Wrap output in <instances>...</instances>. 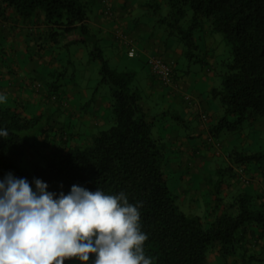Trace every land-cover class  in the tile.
<instances>
[{
    "label": "trees",
    "instance_id": "obj_1",
    "mask_svg": "<svg viewBox=\"0 0 264 264\" xmlns=\"http://www.w3.org/2000/svg\"><path fill=\"white\" fill-rule=\"evenodd\" d=\"M0 3V15L5 19L10 10L26 25L46 27L34 35L38 50L47 44L57 49L69 36L78 34V39L63 45L68 49L71 44H84L91 35L82 0ZM160 4L167 13L159 22L166 25L167 36L176 37L184 46L188 60H197L202 38L197 33L221 34L231 47L232 60L225 65L221 84L210 90L223 110L210 129L211 136L219 138L224 132L264 122V0H162L155 9ZM90 55L100 61V83L111 91L113 126L92 135L88 145L72 144L41 155L35 150L38 140L21 135L30 133L41 115L26 117L18 106L0 105V129L9 133L0 137V180L11 173L35 189L34 181L39 179L57 196L61 192L67 195L72 185L89 191L98 188L106 195L125 193L129 203L141 205V230L148 236L144 250L153 264H209L208 254L214 246L227 259L237 253L246 235L255 244L263 242L264 248V190L260 195L234 196L221 214L182 212L168 187L164 148L152 131L154 119L144 112L140 92L132 88L135 72L112 68L96 43ZM43 145L39 142L38 149ZM36 153V161H32ZM228 157L233 166L218 173L233 178L234 167L247 173L254 166L264 184V147L255 152L232 149Z\"/></svg>",
    "mask_w": 264,
    "mask_h": 264
},
{
    "label": "crops",
    "instance_id": "obj_2",
    "mask_svg": "<svg viewBox=\"0 0 264 264\" xmlns=\"http://www.w3.org/2000/svg\"><path fill=\"white\" fill-rule=\"evenodd\" d=\"M108 1L112 9L111 13H113L111 16L105 13V6L102 0H82L87 7V24L91 30V35L88 39L94 40V43L97 42L96 44L99 46L102 44L105 49L108 48L111 56L115 58L116 61L120 62L124 57L129 59L139 58L140 62H135V65L143 68L146 73L142 79L135 83L136 86L132 84V88L140 92L144 112L149 118L154 119L153 135L160 140L164 148L166 164H172V166L176 168L174 169V173L180 176L178 202L185 204L189 201L193 209L197 208V213H199V215H214L217 213L221 214L229 208L234 198V196L229 195L232 192L237 191L236 195L241 193H257L259 190L258 187L261 183L263 184L260 178L261 176L259 177L258 174L257 176L259 179L256 178L257 182L255 181V183L248 187H245V185H243V187L239 185L238 182H234L236 181V176L233 178L231 177L230 184L218 185L216 188L207 186L208 178L205 173V162H210L213 155H219L218 157H221L220 148H217L213 144V141L215 140L218 142L219 138H212L210 134L211 127L221 117V113L219 112L221 106L220 104L219 106H215L214 103L218 100L213 99L210 95V90L213 87L207 85V82L213 77V70L210 68L212 65L211 58L203 53L201 57L196 58L197 60H189L200 64V71L191 70L189 66L187 69H181L178 65V60L180 56H185L184 46H172L168 42H165L164 38L167 33L166 35L154 34L148 25L141 23L140 21L142 20L134 15L136 13L138 14L140 11L135 9H146V4L141 2L142 4L139 3L137 5V3H135L136 6L133 7V4L129 3L127 0ZM6 15L7 19L3 17L4 24H10L15 28L14 37L16 38L15 46L17 48L15 50L17 51L14 52V48H10V50L12 51V55L14 54L16 56V59H14L10 65L12 68L16 69V73H38L40 76H45V74H49L54 67L60 65L59 63H61L62 56H60L58 50L54 52V48L52 49L54 46L49 47L47 44V47L42 50H38L37 48L38 40L35 39L34 35L38 29L39 31L46 29L44 25L40 24L36 27L26 25L10 10H8ZM119 31L124 32L126 35L125 40H121L118 37L117 33ZM78 38V34L71 35L64 43ZM129 46H134L136 48V55L133 58L127 55ZM85 47L89 48V45L85 44ZM29 52L33 53L28 57V63L22 66L19 58L24 60ZM80 53L81 52H79V54ZM152 56H160L166 62L174 64L173 67L176 70V90L164 87L152 74L147 63ZM7 78L10 80V84L7 87L8 89H12L14 92L16 90H21V85L24 81L21 76H14L9 73ZM139 82L141 86H139ZM205 82L206 84L204 85ZM48 88L47 95L51 96V92H54L53 95H56L55 99L51 97V101L46 99L47 96L44 98L45 101L48 102L50 109L53 107V109L56 108L55 111L57 112L66 111L68 116L77 113L78 108L74 100V96L78 95L77 93L73 92L71 93L72 95L69 96L66 92L68 91L69 93L70 89L58 92V89L53 85ZM79 97H81V95H79ZM94 97L96 98L95 95L93 98ZM93 103L96 107L100 106L99 99H94ZM71 104L75 105L74 109L71 108ZM110 104L107 105L110 106ZM82 109L83 108H81V110ZM158 109L161 111H158ZM76 115L83 122V126H85V123L90 119L88 114L82 116L77 113ZM193 119H195V122L191 124L190 122ZM97 123L98 120L94 118L91 125H97ZM188 123L191 125H188ZM156 127H160V132L155 133ZM89 129L91 130V128ZM186 131H189L190 135H188ZM196 136L203 137L200 143L196 139ZM208 141H211V145L208 144ZM229 145L232 146L231 144ZM222 148L223 153L225 150L229 152L232 150L228 149L230 147L227 148L223 146ZM222 155L223 157L221 158H223L228 166H233L230 163L228 152ZM235 169L237 168L234 167L233 170L235 171ZM220 170L222 169L217 164L216 171L220 172ZM254 170L255 167L252 166L245 174L249 177L250 171L253 173ZM197 177L199 179L201 177V181L204 183L206 196L203 192H200L199 195L196 194L197 188L194 186ZM246 241H248L247 243H249L250 246L245 248L243 245ZM256 246L257 244H255L254 240L249 235H246L244 241L238 245L236 250L237 253L227 259L221 258L218 247L214 246V248H216L214 251V262L211 263L209 260V264H247L252 261L251 259L255 258L250 256L248 257L250 261L247 262L245 257L239 258L237 255L239 251H242L243 254L246 251L247 255L251 253L252 249Z\"/></svg>",
    "mask_w": 264,
    "mask_h": 264
},
{
    "label": "rangeland",
    "instance_id": "obj_3",
    "mask_svg": "<svg viewBox=\"0 0 264 264\" xmlns=\"http://www.w3.org/2000/svg\"><path fill=\"white\" fill-rule=\"evenodd\" d=\"M127 1L129 3H132L133 7L136 6L135 3H137V5L141 2L146 4V9H135L140 11L138 14L136 13L134 15L142 20L140 21L141 23H145L146 25H148L149 28H151L150 30L154 34L166 35V25L159 22V19L165 16L167 13L166 7H164L163 4H160V8L155 9L156 4L161 3L162 0ZM1 6L2 4L0 3V7ZM3 17L4 16L0 15V96L5 97V99L3 101H0V105L18 106L19 109H21L22 114L26 117L41 115L40 121L37 123V126L34 129H31V132L29 131L30 133L26 131L21 133V135L25 138L29 136L32 137V139L38 140L35 146L36 152L38 151L39 154L44 155L48 152L49 149H62L65 146L72 144L80 146L88 145L91 143L92 135L100 131L108 130L111 126H113L114 121L111 105H107L111 103V91L108 85L100 83V61L90 55V50L94 47V40H89L88 38H86L88 39V42L86 41L84 44L76 45L71 44L68 49L63 47L65 43H61L59 45L60 47H58L59 49H54V52H56L57 50L60 52L59 54L60 56H62L61 63H59V66L54 67L49 74H45V76H40V74L38 73H16V69L12 68L10 65L14 61V59H16V56L13 54V57L12 51L10 50V48H14V52L17 51L15 50L17 49L15 46L16 38L14 37L15 28L10 24H4ZM199 35H202V38H200L199 40L200 49L196 52V55L198 57H201L204 53V55H208L211 58L212 65L210 66V68L213 70V77L209 82H206L207 85H210L211 87H218L221 84L222 76L225 72V65L229 64L232 60L231 47L226 44L221 34H211L209 31H206L204 34H196L197 37H199ZM164 41L168 42L172 46H182V44L176 37H167L166 35ZM85 44H88L89 48H86ZM99 48L102 49L104 58L109 61V65L112 68H115L119 71L130 70L135 72L136 78L133 82V86H136L135 83L138 80L142 79L143 76H145V70L135 65V62H140L139 58L136 57L135 59H129L127 57H124L123 60L119 62L111 56L110 50L108 48L105 49L102 44H100ZM79 52L81 53L79 54ZM31 53L33 52H29L24 60L22 58H19L20 64L22 66L28 63V57ZM178 61V65L181 69H187L189 66L191 70H201L200 64L189 61L185 56H180ZM167 63L172 66L175 75L176 70L173 67L174 64L171 62ZM9 73L14 76L19 75L22 77V80L24 81L22 82L21 90H16L14 92L12 89L7 88L10 84V80L7 78ZM206 82L204 83V85L206 84ZM52 85L58 89V92L70 89L69 93L68 91L66 92L69 96H71V93L73 92L78 94L74 96L75 105L78 108L77 113L82 116L88 114L90 117L89 121L85 123V126L82 125L83 122L76 115L77 113L68 116L66 111L57 112L55 111L56 108L53 109V107L52 109H50V107L48 106V102L45 101L44 98L45 96H47L46 99L51 101L53 96H56L53 95L54 92H51V96L47 95L49 90L48 87ZM139 86H141L140 82ZM79 95H81V97H79ZM94 95L96 96V98H93ZM94 99H99V107H96L93 103ZM214 104L215 106H219L218 101ZM75 105L71 104V108L74 109ZM81 108L83 109L81 110ZM158 111L161 110L158 109ZM219 112L221 113V116H223V110L221 107ZM94 118L98 120L97 125H91ZM194 122L195 119L191 120L190 123L192 124ZM190 123H188V125H191ZM89 128H91V130ZM43 130L45 131L43 132ZM159 130L160 127H156L155 133L160 132ZM186 133L190 135L189 131H186ZM196 139L200 143L203 137L196 136ZM39 142H44V145L40 146V148L38 149L37 145L39 144ZM208 144L211 145V141H208ZM213 144L217 148H220L221 157H223L222 154H226L227 152L229 153V151L227 150H225L223 153V146L227 148L230 147L228 148L229 150L236 149L238 151H259L264 147V122L260 121L256 122L252 126H245L242 131L230 133L224 132L219 136L218 142L214 140ZM229 144H231L233 147ZM37 153L34 155V157H30L31 159H33L32 161H36ZM218 156L213 155L210 159V162H205V173L207 174L208 178V187L212 186L213 188H216L218 187V185L229 183L231 179L228 173H218L216 171L217 164L222 170L228 167V164L223 160V158ZM26 162L27 161L25 160V169L29 167ZM166 163L167 162L165 160L164 172L166 174L168 187L176 196V203L178 207L187 215H198L199 213H197V208L193 209V206H190L191 203L189 201H187L185 204H181L178 202V190L180 189L178 188V186L180 185V176L177 173H174V169L176 168L172 166V164L169 165ZM250 172L251 173H249L250 175L248 177V175L245 174L244 171L242 172L240 169H235L234 173L236 174V181L234 182H238L241 186L245 185V187L251 186V184L255 183L256 178L259 179L260 174L258 173L256 168L253 171L255 175L252 173V171ZM257 174L259 175V177L257 176ZM260 178L262 180V177ZM195 181L196 182L194 187L197 188L196 194L199 195L200 192H203L205 195L206 191L204 190V183L203 181H201V177L200 179L197 177ZM263 186L264 184L261 183V185L258 187V192L254 195L262 194L261 192L263 191ZM236 193L237 191L232 192L229 195L235 196ZM247 242L248 241L244 242L245 244L243 246L245 248L247 246H250ZM262 245L263 242H261V244H257V246L252 249V252L247 255L246 251L244 252L245 255L242 251H239L237 257H245V260L248 262L250 261L248 257L251 256L255 259H251L252 261L247 264H264V248H262ZM215 250L216 248H212L208 254V260H210L211 263L214 262L213 260L215 257ZM66 264L79 263L77 260L73 259Z\"/></svg>",
    "mask_w": 264,
    "mask_h": 264
},
{
    "label": "clouds",
    "instance_id": "obj_4",
    "mask_svg": "<svg viewBox=\"0 0 264 264\" xmlns=\"http://www.w3.org/2000/svg\"><path fill=\"white\" fill-rule=\"evenodd\" d=\"M8 134L0 129V137ZM34 184L11 173L0 180V264H153L144 250L141 205L125 193L72 185L57 196L41 180Z\"/></svg>",
    "mask_w": 264,
    "mask_h": 264
},
{
    "label": "built area",
    "instance_id": "obj_5",
    "mask_svg": "<svg viewBox=\"0 0 264 264\" xmlns=\"http://www.w3.org/2000/svg\"><path fill=\"white\" fill-rule=\"evenodd\" d=\"M102 3L105 6V13L107 15L111 16L112 13H111L109 1L108 0H102ZM117 35L121 40H125L126 35L124 34V32L119 31L117 33ZM127 55L130 58L135 57L136 48L134 46H129ZM147 63L150 67L152 74L159 80V82L164 87L176 90L177 83H176V79H175V75H174V70L169 63H167L160 56H152L151 58H149ZM53 98L55 99V96H53Z\"/></svg>",
    "mask_w": 264,
    "mask_h": 264
}]
</instances>
